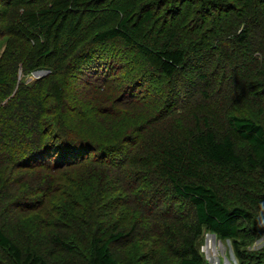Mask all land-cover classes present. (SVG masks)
<instances>
[{"label":"rangeland","instance_id":"374dc122","mask_svg":"<svg viewBox=\"0 0 264 264\" xmlns=\"http://www.w3.org/2000/svg\"><path fill=\"white\" fill-rule=\"evenodd\" d=\"M61 1L65 0H0V59L9 47L15 46L11 50L16 51L37 42L47 43L51 54L68 49L71 54L74 47L79 50L84 45L101 51V60L111 62L113 74H118L120 81L105 87L107 84L93 80L95 75L83 72H74L71 80L60 78L54 88L58 97L54 95L45 105L50 116L45 115L47 123L41 125L36 136L46 140L51 132L83 135L108 148L111 158L103 150V160L94 161L99 157L96 152H87L81 158L85 165L74 167L66 180L61 179L60 186L66 185V190L62 187V192L52 193L44 190L49 185L42 187L43 182H33L36 173L45 171L42 168L49 157L37 156L41 167L37 162L31 169L9 167L4 181L10 179L7 186L10 184L15 197L4 204L5 214L0 220L4 233L25 251L31 246L47 253L56 264H85L92 235H105L106 239L117 232L127 236L111 246L118 264H178L190 244L199 250L204 264H264V198L254 199L256 193L264 195V176L250 170V146L229 123L231 117H240L264 127V0H106L91 11L80 7L58 19L60 27L53 31L54 37L45 30L42 34L47 40L42 34L33 36L29 17L53 9ZM143 8L152 11V18L135 31L136 24L144 19ZM126 17L131 19L129 40L136 46H129L128 38L121 35L99 47L95 37L117 27ZM244 20L251 31L246 42L251 46L250 53L235 43ZM171 29L189 48L190 56L180 72L187 75L169 80L160 71L156 54H143L138 47L151 49L158 37L165 42ZM84 35H88L86 42L79 46L80 36ZM195 53H199L198 58H194ZM53 54L43 58L29 76L20 71L17 82L30 86L40 80L35 73L45 74L42 79L50 76ZM77 58L69 56L64 66L73 59L75 66ZM86 59L89 62L88 56ZM134 83H139L133 88L135 101L126 103L123 90ZM114 111L123 117L116 118ZM88 119L92 121L90 133L85 124ZM195 125L208 127L219 139L231 136L237 154L245 162L244 173L236 172L235 179L221 180L230 185L221 188L228 206L244 208L248 214L247 219L237 222L239 235L235 240H222L205 227L198 233L193 210L186 202L171 191L148 197L151 185H145L150 184L149 176L136 177L145 164L144 155L151 154L156 143ZM69 157L77 160L80 155L71 153ZM113 159L122 164L116 165ZM120 170L129 172L123 178ZM243 185L250 189L253 202L241 194ZM67 193L71 194L67 201L60 199ZM74 194L79 197L73 198ZM88 195L97 200L95 211L84 209ZM181 214L186 216L172 219ZM54 239L66 241L71 251L60 249ZM238 251L244 253V261L239 259ZM0 264L18 263L0 248Z\"/></svg>","mask_w":264,"mask_h":264},{"label":"trees","instance_id":"16d2710c","mask_svg":"<svg viewBox=\"0 0 264 264\" xmlns=\"http://www.w3.org/2000/svg\"><path fill=\"white\" fill-rule=\"evenodd\" d=\"M103 1L105 2L106 0H73L71 3L69 0L61 1L55 8L40 11L37 15L29 17L30 24L33 26L31 33L33 36L39 37L43 33V30H45L48 36H52L53 31H58L60 27L58 19L61 20L67 17L68 13L77 11L80 7L91 11L94 5H101ZM142 12L144 13V19L139 24H136L135 31L142 23L148 22L152 18V11L149 9L146 11L143 8ZM77 21L78 18H76V23ZM130 23L131 19L126 17L117 24V27L98 34L95 39L96 42H99V47H102L103 45L101 44L105 43L106 40H114L121 35L126 39L128 38L127 44L129 46L135 45L132 40H129L131 34L128 24ZM242 23H244V28L235 37V43L236 45L243 46L250 53L251 46L246 42L251 31L250 29H246L247 24L245 20ZM74 29L70 30L72 35L75 33ZM171 30L172 32L168 31V39L166 38L165 42H161L162 39L158 37L155 40L156 44L151 49L147 50L143 47H138L143 54H156L161 62L160 71L169 80L175 77L179 78L181 74L187 75L184 72L180 74V72L189 61L188 57L190 56L189 48L184 46L176 32H173V29ZM89 35L91 37V34ZM43 37L44 40H47L46 36L43 35ZM80 37L79 46L86 42L88 35ZM176 38L179 41H176ZM45 44L47 43L40 45L37 42L34 46L26 45L16 51H12V47H9L0 59V91L3 93V97L0 99V220L5 214L4 204L15 197V194L9 190L10 184L7 186L10 179L4 181L5 173L9 171V167L14 169H31L35 165V162L37 164L39 162L36 160L37 156L38 159L39 157L42 158V156L44 158L49 157L42 168L45 171L36 173V178L33 182H43L41 184L42 187L49 185L50 187H46L44 190L49 189L50 193L53 191L62 192V187H64L65 191L66 185L60 186L62 183L61 179L66 180V177L69 176L74 167L80 166L81 169L85 165V159L81 160V158L87 152L90 155L96 152V155L99 157L94 161L103 160L105 156V154L102 155L103 150L110 156L108 153L110 151H106L108 148L96 145L90 138L87 139L83 135L72 137L68 134H64L63 136L56 132H51L49 138L46 140L36 136L39 135L41 125L47 123L44 117L49 114V110L45 108V105L50 103L49 101L54 98V95L58 97V94L54 92V88L60 78L71 80L74 72H83V74L88 76L91 73L95 75L93 80L101 82L103 86L107 84L105 87L120 81L118 74L117 77L113 74L114 70L112 69L111 62L108 59L101 60L103 57L101 51L98 52L97 49L84 45L79 50H77L78 47H74L71 54L69 49L68 51L65 50L62 54L59 51L56 54L52 53L55 62L52 66H49L50 76L42 80L40 79L30 86L18 83L17 81L21 75L20 71L23 72V76H29L34 67L35 69L40 67L43 58L52 55ZM69 45L73 46L71 43ZM195 54L197 56L194 58H198L199 53ZM69 56L78 57L76 60L78 63L75 66V59L64 66L65 60ZM87 56L89 57V62L86 59ZM247 57L249 56L247 55ZM11 60H13L14 64H11ZM251 62L253 63V61ZM8 67L11 68L8 70ZM133 78L134 76L130 77L128 79L129 82ZM137 85L139 83H134L132 87L128 86L127 89L123 90V97L126 103L135 101L133 88ZM49 88L50 92L53 91L52 95L49 93ZM138 102L139 100L134 103ZM114 113L118 119L123 117L121 112L114 111ZM198 122L197 119L196 124ZM91 123L92 121L90 122L89 119L85 123L88 133H90L89 128ZM229 123L232 130L250 146L251 152L248 156L250 170L253 172L258 171L264 176V127L252 119L240 117H231ZM50 126L53 127L54 125L50 123ZM57 127L59 128L58 131L63 133L60 126ZM34 136H36L34 141L29 142ZM159 141L156 140L155 142ZM153 149L155 150H152L151 154L144 155L145 164L140 166L141 168L136 174L137 178L149 176L150 184H146L145 187L151 185V192L147 196L149 197L151 194L155 195L157 193L165 194L164 192L167 191L174 192L176 197L189 205L188 208H192L194 214L192 218L196 221L198 233L205 227L222 240H235L239 235L237 222L241 219H247L248 214L241 207L231 209L221 192V188L230 186L225 185L221 180L235 179L237 176L236 172L244 173L245 162L237 154L233 138L226 136L223 139H219L214 131L208 129V127L200 128L198 125H195L194 128H181L178 134L168 135L162 142L156 143ZM71 153L80 155V158L78 157L79 162H75L78 159H70L69 155ZM151 155L154 156L151 157ZM111 161H114L116 165L122 164L116 162L114 159ZM41 166L38 164V167ZM120 171L123 178L129 172V170ZM42 177L45 180H42ZM92 181L93 184H97L96 180ZM144 181L148 180L144 179ZM68 186L70 188V185ZM241 194L244 195L246 200L249 199L253 202L254 197L251 196V191L247 188V185L242 186ZM70 196V193L63 194L60 199L67 201ZM254 196H256L254 199L264 198L263 194L256 193ZM75 197L78 198L79 196L74 194L73 198ZM83 206L85 210L95 211L98 208V203L92 195H88L87 203ZM153 214L154 212L151 215ZM178 216L184 218L186 215H175L172 216V219H176ZM104 236L92 235L88 248L89 257L85 261V264H118L112 254L111 246L119 243L127 236L123 232L110 234L106 239H104ZM53 242L63 251H71L66 241L54 239ZM0 248L8 252L18 264H56L51 262V258L47 253L44 254L43 252L34 250L31 246L25 247V251L24 247L16 244L4 233L2 227H0ZM238 257L241 261L245 260L244 253L240 251H238ZM178 264H204V260L195 245L190 244L187 247L186 255L180 258Z\"/></svg>","mask_w":264,"mask_h":264},{"label":"water","instance_id":"95a60500","mask_svg":"<svg viewBox=\"0 0 264 264\" xmlns=\"http://www.w3.org/2000/svg\"><path fill=\"white\" fill-rule=\"evenodd\" d=\"M37 79H42L43 77H45L46 75H40V73H35Z\"/></svg>","mask_w":264,"mask_h":264}]
</instances>
